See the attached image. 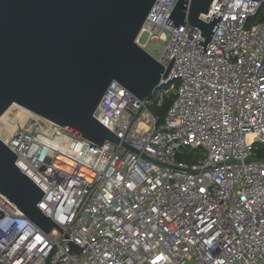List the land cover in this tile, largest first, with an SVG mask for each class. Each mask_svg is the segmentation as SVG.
<instances>
[{
  "label": "built area",
  "instance_id": "2783aa9c",
  "mask_svg": "<svg viewBox=\"0 0 264 264\" xmlns=\"http://www.w3.org/2000/svg\"><path fill=\"white\" fill-rule=\"evenodd\" d=\"M178 1L157 0L137 40L165 68L175 60L162 88L140 101L113 83L94 115L119 144L33 113L0 131L56 224L45 233L0 194V264H264L263 5L214 0L201 57L197 27L166 24ZM171 96L161 122L152 107Z\"/></svg>",
  "mask_w": 264,
  "mask_h": 264
},
{
  "label": "water",
  "instance_id": "95a60500",
  "mask_svg": "<svg viewBox=\"0 0 264 264\" xmlns=\"http://www.w3.org/2000/svg\"><path fill=\"white\" fill-rule=\"evenodd\" d=\"M213 1L179 0L166 22L178 30L187 18L197 27L201 57L221 18L200 19ZM156 2L0 0V119L19 105L93 145L119 144L94 117L110 86L150 100L175 62L165 68L137 43ZM16 159L0 139V194L48 234L56 224L38 206L44 192Z\"/></svg>",
  "mask_w": 264,
  "mask_h": 264
},
{
  "label": "rangeland",
  "instance_id": "374dc122",
  "mask_svg": "<svg viewBox=\"0 0 264 264\" xmlns=\"http://www.w3.org/2000/svg\"><path fill=\"white\" fill-rule=\"evenodd\" d=\"M140 43L143 46H147L148 51L154 56V57H159L162 50H163V46L164 43L162 41H158V42H149V35L148 33H144L141 37H140ZM166 89H170V87L166 88ZM23 115L20 111H18L17 109L10 114L11 118L17 121L19 118H22L21 123L20 122H14V125H24V126H30L32 122V120L29 119V123H25L26 118H23ZM23 123V124H22ZM15 128V127H14ZM71 138L69 137H65V141L64 144L65 145H69L71 142ZM200 156V154L198 155Z\"/></svg>",
  "mask_w": 264,
  "mask_h": 264
},
{
  "label": "bare ground",
  "instance_id": "6f19581e",
  "mask_svg": "<svg viewBox=\"0 0 264 264\" xmlns=\"http://www.w3.org/2000/svg\"><path fill=\"white\" fill-rule=\"evenodd\" d=\"M18 110L20 111L23 115V118L25 117L26 118V121L25 123H29V119H31V112L24 109L23 107L19 106V105H13L3 116L2 118L0 119V131L1 130H11V129H15L16 126L19 127V126H22V125H14L15 123L14 122H20L21 123V120L22 118H19L17 121L14 119L11 118L10 114H12L15 110ZM23 124V123H22ZM24 126V125H23ZM15 127V128H14Z\"/></svg>",
  "mask_w": 264,
  "mask_h": 264
},
{
  "label": "trees",
  "instance_id": "16d2710c",
  "mask_svg": "<svg viewBox=\"0 0 264 264\" xmlns=\"http://www.w3.org/2000/svg\"><path fill=\"white\" fill-rule=\"evenodd\" d=\"M256 20H264V5L257 15ZM173 98L174 96L166 98L161 107H152V111L160 118L161 122L165 119L167 112L172 105Z\"/></svg>",
  "mask_w": 264,
  "mask_h": 264
}]
</instances>
